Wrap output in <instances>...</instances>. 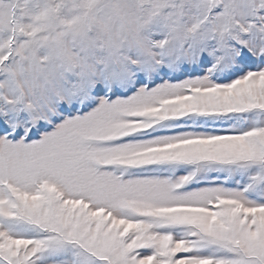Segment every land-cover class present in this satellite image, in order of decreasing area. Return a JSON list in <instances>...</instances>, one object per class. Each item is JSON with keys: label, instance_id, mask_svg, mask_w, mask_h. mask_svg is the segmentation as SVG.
<instances>
[{"label": "snow or ice", "instance_id": "6c2138e0", "mask_svg": "<svg viewBox=\"0 0 264 264\" xmlns=\"http://www.w3.org/2000/svg\"><path fill=\"white\" fill-rule=\"evenodd\" d=\"M0 264H264V0H0Z\"/></svg>", "mask_w": 264, "mask_h": 264}]
</instances>
